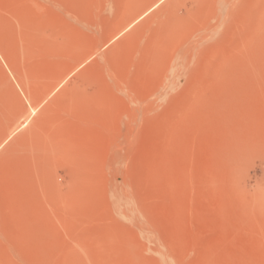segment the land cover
<instances>
[{
    "label": "rangeland",
    "instance_id": "374dc122",
    "mask_svg": "<svg viewBox=\"0 0 264 264\" xmlns=\"http://www.w3.org/2000/svg\"><path fill=\"white\" fill-rule=\"evenodd\" d=\"M0 264H264V0H0Z\"/></svg>",
    "mask_w": 264,
    "mask_h": 264
}]
</instances>
